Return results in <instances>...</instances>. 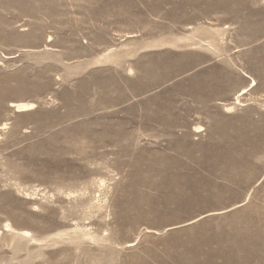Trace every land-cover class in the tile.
<instances>
[{"label":"rangeland","instance_id":"1","mask_svg":"<svg viewBox=\"0 0 264 264\" xmlns=\"http://www.w3.org/2000/svg\"><path fill=\"white\" fill-rule=\"evenodd\" d=\"M0 264H264V0H0Z\"/></svg>","mask_w":264,"mask_h":264},{"label":"bare ground","instance_id":"2","mask_svg":"<svg viewBox=\"0 0 264 264\" xmlns=\"http://www.w3.org/2000/svg\"><path fill=\"white\" fill-rule=\"evenodd\" d=\"M253 82V81H252ZM33 105H27V104H14L12 105V108L18 110V111H26L32 108Z\"/></svg>","mask_w":264,"mask_h":264}]
</instances>
